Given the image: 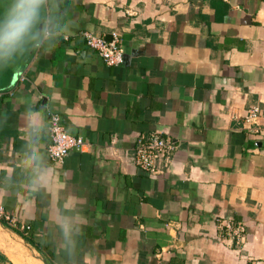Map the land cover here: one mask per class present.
<instances>
[{"label":"crops","instance_id":"1","mask_svg":"<svg viewBox=\"0 0 264 264\" xmlns=\"http://www.w3.org/2000/svg\"><path fill=\"white\" fill-rule=\"evenodd\" d=\"M52 3L67 33L52 51H31L0 89V205L43 252L0 221L8 264H32L22 243L44 264H264V118L245 121L264 110V0ZM85 31L116 34L124 63L107 65ZM29 107L40 116L43 188L26 179ZM52 113L87 145L58 164L47 152ZM154 131L177 150L150 175L135 151ZM62 215L86 217L71 243L53 223ZM226 222L243 227L242 244L224 235Z\"/></svg>","mask_w":264,"mask_h":264},{"label":"clouds","instance_id":"2","mask_svg":"<svg viewBox=\"0 0 264 264\" xmlns=\"http://www.w3.org/2000/svg\"><path fill=\"white\" fill-rule=\"evenodd\" d=\"M69 27L66 14H57L52 0H0V72L15 67L31 51H52ZM21 121V126L30 130L25 154L32 167L26 179L30 188H43L48 181V166L35 147L39 143V113L29 107ZM5 126L6 118L0 116V131ZM72 208L77 212L82 211L75 205ZM84 221L86 217L83 216L79 221L74 215L53 217V223L59 227L69 243L70 236L81 231Z\"/></svg>","mask_w":264,"mask_h":264},{"label":"built area","instance_id":"3","mask_svg":"<svg viewBox=\"0 0 264 264\" xmlns=\"http://www.w3.org/2000/svg\"><path fill=\"white\" fill-rule=\"evenodd\" d=\"M84 37L87 45L98 52L104 62L109 66H120L125 61L124 49L119 45L116 34L111 41L103 37L96 36L89 31H85ZM264 118V110L259 107H252L245 116L246 123L258 124ZM48 135L50 143L48 145V156L53 163H63L73 149L83 150L87 145L82 137L69 134L63 124L61 116L52 113L49 117ZM177 150L176 144L164 137L161 133L154 131L147 136H141L138 140L135 151V163L139 169L150 174L158 173L159 161L170 162ZM0 221H5L12 228L17 229V225L0 205ZM27 232V229L21 228ZM222 231L225 236L230 237L236 244L240 245L244 239V230L240 224L226 222Z\"/></svg>","mask_w":264,"mask_h":264},{"label":"trees","instance_id":"4","mask_svg":"<svg viewBox=\"0 0 264 264\" xmlns=\"http://www.w3.org/2000/svg\"><path fill=\"white\" fill-rule=\"evenodd\" d=\"M23 62H27L29 61V54L22 60ZM13 68L4 71V72H0V89L5 88L6 86H8L9 79L13 76ZM7 80V81H6ZM2 224L6 227H9L10 225L8 223H6L5 221H2ZM16 232L23 236L33 247H35L40 253L42 252V249L37 245L36 242H34L29 235H26V232L21 231L19 228L15 229ZM9 260L6 256H4L3 254L0 253V264H8Z\"/></svg>","mask_w":264,"mask_h":264},{"label":"bare ground","instance_id":"5","mask_svg":"<svg viewBox=\"0 0 264 264\" xmlns=\"http://www.w3.org/2000/svg\"><path fill=\"white\" fill-rule=\"evenodd\" d=\"M3 233V232H2ZM6 234H8V233H6ZM0 236H1V234H0ZM14 241V240H13ZM3 243V242H2ZM16 248L19 250V251H21L22 252V254H24L25 256H27L28 257V260H30L31 261V263L32 264H44L43 263V261L41 260V258H39L38 256H37V254L35 253V251L34 250H32V249H30L29 247H27L24 243H22V244H18L17 246H16ZM7 254H8V252H7ZM19 256H20V254H19ZM11 257H13V256H11ZM21 257V256H20ZM19 257V258H20ZM13 258H15V255H14V257ZM17 259H18V257H17ZM16 260V259H15ZM14 260V261H15ZM21 260V259H20ZM19 260V261H20ZM24 260V259H23ZM25 260H27V259H25ZM22 261V260H21ZM17 262V261H16ZM27 263L29 264V262L27 261Z\"/></svg>","mask_w":264,"mask_h":264},{"label":"rangeland","instance_id":"6","mask_svg":"<svg viewBox=\"0 0 264 264\" xmlns=\"http://www.w3.org/2000/svg\"><path fill=\"white\" fill-rule=\"evenodd\" d=\"M0 231L6 233L5 231H3V230H1V229H0ZM10 232H12V233H16V231H10ZM7 233H8V232H7ZM16 234H17V233H16ZM2 244H3V243H2ZM2 244L0 243V245H2ZM0 247H1V246H0Z\"/></svg>","mask_w":264,"mask_h":264}]
</instances>
